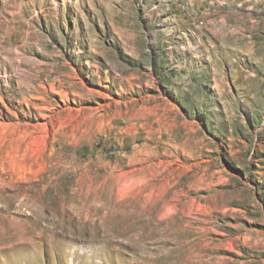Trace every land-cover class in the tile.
<instances>
[{
  "label": "rangeland",
  "instance_id": "rangeland-1",
  "mask_svg": "<svg viewBox=\"0 0 264 264\" xmlns=\"http://www.w3.org/2000/svg\"><path fill=\"white\" fill-rule=\"evenodd\" d=\"M0 264H264V0H0Z\"/></svg>",
  "mask_w": 264,
  "mask_h": 264
}]
</instances>
